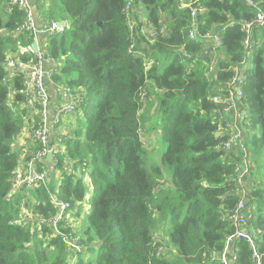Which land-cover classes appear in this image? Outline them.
<instances>
[{
	"label": "trees",
	"instance_id": "1",
	"mask_svg": "<svg viewBox=\"0 0 264 264\" xmlns=\"http://www.w3.org/2000/svg\"><path fill=\"white\" fill-rule=\"evenodd\" d=\"M58 1L71 26L45 38L43 52L55 65L53 83L82 93L76 108L87 127L63 138L56 155L60 179L24 189L31 199L23 208L49 218L56 213L52 197L80 208L88 191L84 175L94 194L80 235L72 220L59 224V234L15 223L26 199L9 196L19 164L13 141L25 124L24 74H9L5 63L32 37L8 36L24 14L4 11L0 0V264H224L225 253L229 264H264V25L252 31L255 49L242 88L248 115L242 179L251 219L241 236L233 237L228 216L241 200L237 180L245 154L224 149L228 126L208 74L214 62L219 88L227 89L245 56L241 26L254 19L253 7L245 0H183L189 6L182 9L180 0ZM252 1L264 11V0ZM139 10L156 34L152 40L140 30ZM48 13L58 19L54 10ZM164 21L166 34L159 32ZM207 34L220 37L215 61L203 54ZM152 108L167 145L157 161L140 134L141 116ZM37 116L30 119L32 128ZM65 237L76 238L81 251L69 252Z\"/></svg>",
	"mask_w": 264,
	"mask_h": 264
},
{
	"label": "built area",
	"instance_id": "2",
	"mask_svg": "<svg viewBox=\"0 0 264 264\" xmlns=\"http://www.w3.org/2000/svg\"><path fill=\"white\" fill-rule=\"evenodd\" d=\"M245 2L253 7L255 12V17L252 21L245 23L241 26V30L245 34V40L243 42L245 56L242 63L239 66L233 68V75L231 80L226 85L225 88L221 90L219 88L218 77L216 73V68L214 62H211L208 66V74L211 76V81L216 96L213 98V101L221 105L220 113L222 114L225 122L228 126V138L224 144L225 151H230L232 148L240 144L241 151L245 154L243 161V168L239 172L238 185L243 182L242 176L247 172V161L245 148L241 142V136L243 135L245 123L247 122V112L244 106V94H243V85L246 78V70L249 69L247 66L249 62V57L254 52L255 42L252 40V31L257 26L264 25V11L258 9L256 4L252 0H245ZM47 0H2V8L4 11H11L13 8H17L23 12L24 18L17 27L8 33V36H18V35H27L32 37V42L27 47L17 46V52L7 59L5 63V68L8 69V73L12 74L15 71H21L24 74L23 77V97H24V106L27 108L36 109L39 116L38 124L32 130L31 141L34 144L33 150L26 155V160L24 166L21 169H16L13 174V177L10 181V197H15L23 189H29L32 187H38L39 185H45L50 177L55 176L58 171L56 155L59 152V147L51 143L52 129L59 123V118L61 114L70 115L74 112L75 107H78L81 103L82 93H75L69 87L63 85H57L55 87V92L60 96H67L70 99L74 98V103H67L62 105L59 112L51 116L48 112V108L52 106L51 97L47 91V80H52L53 75L56 73L55 65L48 58L44 59V49L46 44L42 45L41 39H45L50 36L61 33L65 24L63 22V28L60 29L58 26L57 20L50 18L46 11L41 9L40 5H46ZM188 3H184L183 0H180L178 7L180 9L188 7ZM130 10V2H127L124 8V11L128 13ZM196 10L192 12L194 16ZM141 18V17H140ZM134 20L130 21L129 24H132ZM142 22V31L149 40H152L156 35L152 29L149 28L146 18ZM168 31L165 21L162 22L159 29L160 33L166 34ZM190 40H194V32L189 33ZM203 39H211L216 44V48L220 49V37L217 34L214 35H205ZM36 43V49H33L32 44ZM133 47V45H132ZM131 47V48H132ZM204 55H208V51L203 52ZM21 55H28L30 59L24 61L20 58ZM186 59L190 60L191 56L186 55ZM233 112L232 119L227 122L225 115L229 112ZM62 140L57 139V143H61ZM61 150V149H60ZM48 153L53 154L51 163L45 161L46 155ZM66 172L71 173L75 176H78V171H74L73 168H65ZM81 171L85 170V165H81ZM242 197L240 202L237 204L234 211L228 216V220L234 225L236 232L233 237L241 236V229L246 226V223L251 219V212L247 209L246 204L243 202ZM52 202L56 208L55 215H52L49 218L40 219L41 226L51 227L54 230L55 234H59V224L63 221H66L67 224H70L72 218L69 217V214L73 212L68 202L61 201L52 197ZM74 222V221H73ZM248 238V237H247ZM232 237L227 241V246L230 243ZM248 241L251 243V239L248 238ZM64 243L69 252L81 251V247L77 244L76 238H64ZM233 261H235L236 256L234 255ZM253 258L257 259L256 254L254 253ZM222 260L224 264H229V259L226 257V253L222 255ZM259 264V263H258Z\"/></svg>",
	"mask_w": 264,
	"mask_h": 264
},
{
	"label": "rangeland",
	"instance_id": "3",
	"mask_svg": "<svg viewBox=\"0 0 264 264\" xmlns=\"http://www.w3.org/2000/svg\"><path fill=\"white\" fill-rule=\"evenodd\" d=\"M47 8V10L51 11L54 10L56 12V17H58V21H63L64 24H65V28L66 29H69L70 26H71V21L64 15L63 11H62V8L60 6V3L58 0H47V5L45 6ZM1 8H4L2 3H1ZM137 8V7H136ZM48 13V14H49ZM136 13V12H134ZM138 15H140L141 19H142V16H143V19H144V15L142 14L141 10H139L138 12ZM50 15V14H49ZM142 23V22H141ZM142 24H141V28H142ZM45 42V39H41V43L42 45L46 44ZM46 47V46H45ZM13 56V55H12ZM11 56H9L8 58H10ZM247 66L249 67L250 66V63L248 62ZM8 71V69H6ZM148 88L150 90L153 89L152 86H148ZM148 100H146L144 103H143V109L142 110H147V107H148ZM62 107V106H61ZM61 107L59 109H57V112H59V110L61 109ZM154 111V108L152 109H149L147 111V113H143V116H141V128H140V134H141V139L145 145L146 148H150V149H153V153L151 154V156L154 157V160L157 161L159 156L166 150V143H164L161 139H160V124L159 123H156V119L151 117L152 116V113ZM48 112L51 116L54 115V112L52 110L51 107L48 108ZM77 114H81V111L78 110ZM64 120L63 119L61 121V124H60V129H64L66 128L67 125H64ZM86 127H87V124L84 122L82 124L80 123H76L75 124V128L76 129H79L81 130L82 132H84L86 130ZM154 129L156 131H154ZM68 134V133H67ZM69 134H71V132H69ZM16 139V138H15ZM14 139V141H15ZM57 140V139H56ZM14 141H13V146H14ZM17 142V141H16ZM59 145V144H58ZM64 144L61 143L59 145V152H61L64 148ZM145 160H146V157H145ZM163 172L165 174V176L169 177L170 176V171L167 167H164L163 168ZM56 174L55 176L53 177H50V179H60L59 177V171H57V173H54ZM83 179L86 181V183L88 184V191H87V199L86 201L84 202V204L80 207V208H74V218L75 220H77V229L78 231H76V233H80V229L82 228V219L83 221L86 220V216L88 215V213L90 212V205H91V197L93 196L94 194V189L93 187L91 186V183L89 182V178L88 176H83ZM10 196V195H9ZM29 198V197H28ZM26 198V199H28ZM26 201L24 200L21 204V209H20V213H19V217L15 220V223H18V224H29V225H33V226H41L40 224V219L41 217L40 216H37L33 213H30V212H25L24 211V208L23 206L25 205ZM76 212L80 213L79 215V218L75 217L76 215ZM160 233V230L158 231ZM80 235V234H78ZM159 240L161 241H165V238L164 237H159L158 238ZM81 255L84 257L85 255V258H88L89 255L88 254H85L84 251L81 253ZM74 258V257H73Z\"/></svg>",
	"mask_w": 264,
	"mask_h": 264
},
{
	"label": "crops",
	"instance_id": "4",
	"mask_svg": "<svg viewBox=\"0 0 264 264\" xmlns=\"http://www.w3.org/2000/svg\"><path fill=\"white\" fill-rule=\"evenodd\" d=\"M46 5H40L41 9L47 11V8L45 7ZM142 20H143V16H142ZM204 50L208 51V53H209L208 55L211 56V58H213V61H215V59L219 55V49L216 48V44L211 39L205 40ZM46 85H47V91L49 93V96L51 97V102H52V106H53L52 110H53L54 114L57 112V109H59L62 105H65L68 102L69 103L75 102L74 98L70 99L67 96H60L55 92V87L57 85H60V84H55V83H53L52 80H47ZM25 108H26L25 116L23 117V121L25 122V124H24V127L21 130L20 134L16 137V139L14 141V146H13L14 150L19 153V164H18L17 169H21L24 166V162L26 160V155L29 154L34 148L33 147L34 144L31 141V134H32V130H33L32 127L33 126L30 123V119L35 115L37 116L38 114H37L36 109H34V108H27L26 106H25ZM77 112H78V109L75 107L74 112L72 114H70V115L61 114V116L59 118V123L53 127L50 141L52 144L56 145L57 148L59 147V145L62 142L57 143L56 139L60 138L63 141V138L65 139L66 136H71L75 132L82 133L81 130L75 128L76 123H80V124L84 123V119L82 117V112L80 115L77 114ZM232 117H233L232 111H229L225 115V119L227 120V122H229L232 119ZM63 119H65L63 124L67 125V126L64 129H60V124H61V121ZM69 132H71V134H69ZM243 141H244V132H243V135L241 136L242 144H243ZM240 150H241L240 144H237L232 148L231 151H237L238 152ZM22 191H20L19 194H24V196H26V198L29 197L28 199H25V201H28V200L30 201V199H31L30 195L26 194ZM238 192H239L241 198L243 196L247 197L246 195L248 193V188L245 185V182H241V184L238 185ZM74 214L75 213L73 210V212H71L69 214V217L72 218V221H77L74 218Z\"/></svg>",
	"mask_w": 264,
	"mask_h": 264
},
{
	"label": "water",
	"instance_id": "5",
	"mask_svg": "<svg viewBox=\"0 0 264 264\" xmlns=\"http://www.w3.org/2000/svg\"><path fill=\"white\" fill-rule=\"evenodd\" d=\"M58 26H59L60 29H62V28H63V22L59 21V22H58ZM36 46H37V45H36V43L34 42V43L32 44L33 49H36ZM47 58H48L47 55L44 54V59L46 60ZM52 158H53V154H52V153H48V154L46 155L45 161H46L47 163H51ZM243 202H244L246 205H248V203H249V199L246 197V198L243 199Z\"/></svg>",
	"mask_w": 264,
	"mask_h": 264
},
{
	"label": "bare ground",
	"instance_id": "6",
	"mask_svg": "<svg viewBox=\"0 0 264 264\" xmlns=\"http://www.w3.org/2000/svg\"><path fill=\"white\" fill-rule=\"evenodd\" d=\"M38 114V113H37ZM39 116V115H38Z\"/></svg>",
	"mask_w": 264,
	"mask_h": 264
}]
</instances>
